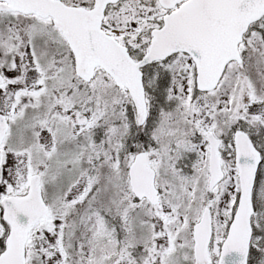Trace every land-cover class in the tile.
Returning a JSON list of instances; mask_svg holds the SVG:
<instances>
[{"label": "snow or ice", "instance_id": "obj_1", "mask_svg": "<svg viewBox=\"0 0 264 264\" xmlns=\"http://www.w3.org/2000/svg\"><path fill=\"white\" fill-rule=\"evenodd\" d=\"M0 264H264V0H0Z\"/></svg>", "mask_w": 264, "mask_h": 264}]
</instances>
